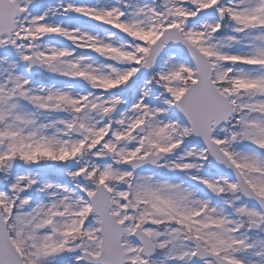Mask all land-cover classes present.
<instances>
[{
	"label": "snow or ice",
	"instance_id": "1",
	"mask_svg": "<svg viewBox=\"0 0 264 264\" xmlns=\"http://www.w3.org/2000/svg\"><path fill=\"white\" fill-rule=\"evenodd\" d=\"M0 264H264V0H0Z\"/></svg>",
	"mask_w": 264,
	"mask_h": 264
}]
</instances>
